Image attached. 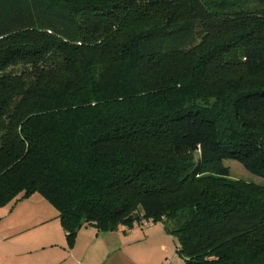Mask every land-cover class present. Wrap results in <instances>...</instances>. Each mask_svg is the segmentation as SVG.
<instances>
[{
	"label": "trees",
	"instance_id": "16d2710c",
	"mask_svg": "<svg viewBox=\"0 0 264 264\" xmlns=\"http://www.w3.org/2000/svg\"><path fill=\"white\" fill-rule=\"evenodd\" d=\"M225 160L264 178V0H0V206L264 264V185Z\"/></svg>",
	"mask_w": 264,
	"mask_h": 264
},
{
	"label": "crops",
	"instance_id": "0c3cea01",
	"mask_svg": "<svg viewBox=\"0 0 264 264\" xmlns=\"http://www.w3.org/2000/svg\"><path fill=\"white\" fill-rule=\"evenodd\" d=\"M133 232V227L98 232L84 226L69 245L58 211L34 193L0 206V264H135L118 242Z\"/></svg>",
	"mask_w": 264,
	"mask_h": 264
},
{
	"label": "rangeland",
	"instance_id": "374dc122",
	"mask_svg": "<svg viewBox=\"0 0 264 264\" xmlns=\"http://www.w3.org/2000/svg\"><path fill=\"white\" fill-rule=\"evenodd\" d=\"M194 157L197 158L198 153ZM224 164L229 168L228 179L264 185V178L250 173L238 161L225 160ZM207 176L217 177L211 173ZM132 227L134 232L123 240L119 236L118 242L119 245L121 242L123 244L120 251L133 256L135 264H162L166 258H170L174 264H186L185 259L175 249V236L165 230L163 222L149 224L143 220Z\"/></svg>",
	"mask_w": 264,
	"mask_h": 264
},
{
	"label": "built area",
	"instance_id": "2783aa9c",
	"mask_svg": "<svg viewBox=\"0 0 264 264\" xmlns=\"http://www.w3.org/2000/svg\"><path fill=\"white\" fill-rule=\"evenodd\" d=\"M149 224H152L153 222L151 220L147 221ZM162 264H174L170 258H166L165 261Z\"/></svg>",
	"mask_w": 264,
	"mask_h": 264
}]
</instances>
